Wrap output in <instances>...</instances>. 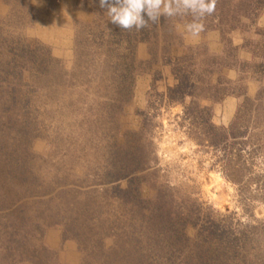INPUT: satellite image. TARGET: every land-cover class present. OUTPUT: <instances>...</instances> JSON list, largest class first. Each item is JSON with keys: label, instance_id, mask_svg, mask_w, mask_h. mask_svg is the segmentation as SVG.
Wrapping results in <instances>:
<instances>
[{"label": "rangeland", "instance_id": "1", "mask_svg": "<svg viewBox=\"0 0 264 264\" xmlns=\"http://www.w3.org/2000/svg\"><path fill=\"white\" fill-rule=\"evenodd\" d=\"M106 11L0 0V264H264V0Z\"/></svg>", "mask_w": 264, "mask_h": 264}, {"label": "clouds", "instance_id": "2", "mask_svg": "<svg viewBox=\"0 0 264 264\" xmlns=\"http://www.w3.org/2000/svg\"><path fill=\"white\" fill-rule=\"evenodd\" d=\"M99 6L122 30L141 31L163 17L185 21L177 27L188 38L198 40L205 31L204 19L216 11L217 0H99Z\"/></svg>", "mask_w": 264, "mask_h": 264}, {"label": "trees", "instance_id": "3", "mask_svg": "<svg viewBox=\"0 0 264 264\" xmlns=\"http://www.w3.org/2000/svg\"><path fill=\"white\" fill-rule=\"evenodd\" d=\"M181 87H182V84L179 83L177 86H175V88L172 91L173 92H178L179 93V98L180 99H183V97H184L183 95H185L184 93H185V87H186V85L183 88H181ZM169 99L170 100H174V97L171 96V97H169ZM222 142L224 143L225 142V139L222 140ZM117 180H119V179H117V178L114 179V181H117Z\"/></svg>", "mask_w": 264, "mask_h": 264}]
</instances>
